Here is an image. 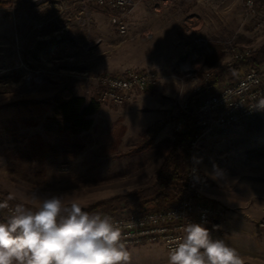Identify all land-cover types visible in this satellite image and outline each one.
<instances>
[{
	"label": "rangeland",
	"instance_id": "rangeland-1",
	"mask_svg": "<svg viewBox=\"0 0 264 264\" xmlns=\"http://www.w3.org/2000/svg\"><path fill=\"white\" fill-rule=\"evenodd\" d=\"M243 1L167 0L158 10L138 2L128 14L125 35L114 30L107 12L95 8L88 26L70 23L69 30L77 32L73 40L61 30L66 23L55 16L50 2L0 0V192L26 205L33 203V194L61 195L65 203L76 201L87 211L152 184L177 133L173 123L180 103L204 72L230 62L239 48L264 44V25L252 27L254 18L264 24V13H249ZM259 5L264 6V0ZM67 41L88 65L86 72L67 67L65 50L57 47ZM84 43L94 46L84 48ZM127 68L158 74V83L146 92L171 99L160 119L134 100L136 93L122 105L99 103L105 106L91 115L87 130L73 134L62 129L52 111L56 99H94L97 75ZM128 116L136 123L145 116L150 124L126 133ZM164 125L168 138H157ZM199 133L189 152L191 164L204 170L207 166L219 182L255 190L249 192L247 211L241 206L230 209L203 193L222 211L220 228L205 227L213 238L235 248L245 264H264V159L249 162L244 154L264 146V113ZM117 209L120 206L98 205L92 213ZM126 248L130 264H167L168 252L158 242Z\"/></svg>",
	"mask_w": 264,
	"mask_h": 264
},
{
	"label": "built area",
	"instance_id": "built-area-1",
	"mask_svg": "<svg viewBox=\"0 0 264 264\" xmlns=\"http://www.w3.org/2000/svg\"><path fill=\"white\" fill-rule=\"evenodd\" d=\"M34 2H50L57 10L55 16L61 17L66 24L65 30L73 40H76V31H70L69 25L74 22L79 26H88L92 23V13L95 8L104 10L114 30L119 35H125L129 30L128 14L135 4L145 2L154 10H158L167 0H30ZM244 8L251 14L264 13V6L259 0H244ZM94 46L85 44L84 48ZM237 49L234 55H241ZM211 78V72L205 71L198 84L190 94L200 93ZM159 81L156 72L147 69L127 68L124 71L111 74L105 73L95 77L94 99L99 103L122 105L134 94L146 92L154 88ZM190 94L180 103L173 129L177 133H185L192 124L199 130H211L215 126H229L240 121L249 120L261 113L264 109H257L256 105L264 99V66L236 78L232 82L225 81L214 91L200 95L193 105ZM194 107V110H193ZM192 111L194 117H191ZM199 131L190 141L189 152L195 147L199 138ZM184 191L173 200L153 207L128 208L123 207L109 213H101L112 218L122 229L126 247L143 242H158L169 252L172 241L183 235V228L188 222L200 223L212 229L220 228L221 209L207 199L197 188L207 179V175L196 164H190L182 173ZM7 197L0 192V202ZM10 206L16 203L9 202ZM8 209L0 210L2 220L6 219ZM214 226H216L214 228Z\"/></svg>",
	"mask_w": 264,
	"mask_h": 264
},
{
	"label": "clouds",
	"instance_id": "clouds-1",
	"mask_svg": "<svg viewBox=\"0 0 264 264\" xmlns=\"http://www.w3.org/2000/svg\"><path fill=\"white\" fill-rule=\"evenodd\" d=\"M256 108L264 109V99ZM211 176L218 178L215 172ZM15 199L9 194L0 202V210H9L0 220V264H130L122 229L111 217L83 210L76 201L65 203L61 195L33 194L31 205L10 206ZM167 264L245 262L207 227L188 222L172 241Z\"/></svg>",
	"mask_w": 264,
	"mask_h": 264
},
{
	"label": "trees",
	"instance_id": "trees-1",
	"mask_svg": "<svg viewBox=\"0 0 264 264\" xmlns=\"http://www.w3.org/2000/svg\"><path fill=\"white\" fill-rule=\"evenodd\" d=\"M3 3V2H0ZM241 52L245 49L239 48ZM241 55H233L230 62L216 66L211 72V78L203 87L202 92L190 94L193 105L200 95L208 92L223 81L232 82L246 73L259 70L264 66V44L257 48L246 50ZM99 102L91 98L85 102L83 96L73 95L67 99L55 100L52 108L53 114L62 123V129L69 133L87 130L92 124L91 115L98 109ZM194 110V107H193ZM191 117H194L192 111ZM198 126L192 124L185 133H175L171 147L165 153L164 159L157 171L154 182L142 188L132 190L120 196H114L92 206L87 211L94 212L98 205H115L120 208H142L159 206L177 198L184 191L182 173L191 164L188 151L190 141L198 133ZM245 159L257 162L264 159V146L249 148L245 151ZM1 220V219H0Z\"/></svg>",
	"mask_w": 264,
	"mask_h": 264
},
{
	"label": "crops",
	"instance_id": "crops-1",
	"mask_svg": "<svg viewBox=\"0 0 264 264\" xmlns=\"http://www.w3.org/2000/svg\"><path fill=\"white\" fill-rule=\"evenodd\" d=\"M258 20H256L255 18L253 19V23L254 26H258L257 28L261 27L264 24H257ZM244 31V30H243ZM58 48L63 47V50H65V60L67 61V67L69 68V70H74L77 68L86 72V69L88 68V65H85L83 63V61H81L76 54V48L70 44L67 41V45L66 46H57ZM53 51H56V49H53ZM75 58H78V60H74ZM66 66V65H65ZM64 66V67H65ZM74 68V69H72ZM71 75V74H68ZM70 81H75L76 79H69ZM136 97L134 100L136 101L137 99L141 102L140 104H143L145 107H147L148 113H156V118L157 120L160 119L163 115V110L168 106V104L170 103V100L167 96H165V94H159L158 92L156 93H147V92H142V93H138L136 94ZM133 100V101H134ZM105 106V104L103 105H99L98 110H100L101 108H103ZM143 118L141 119V121L139 122H134L133 118H129V116L126 118L125 120V125H126V133H132V132H137L139 129H143L144 127H146L148 124H150V122L146 121V117L142 116ZM132 128V131L130 132L129 129ZM138 129V130H137ZM129 131V132H128ZM168 126L164 125L163 127H161L159 129V131L157 132V138H163L166 137L168 138ZM172 139H170V144H171ZM205 168V173L207 174V180L204 183H200L197 184V188L204 193L206 196H209L215 200H217L218 202L222 203L224 206L232 209L233 207L238 208V206H241L239 208H241L242 210L247 211V203H248V199H249V192H254L255 190L252 189V187L250 186V188L248 187L249 185L243 184L241 187L236 186V184L234 185L233 182L231 181H226V182H219L216 179H213L211 174L212 171L206 166H204ZM251 175V174H250ZM251 177V176H250ZM249 177V178H250ZM238 187V188H236ZM237 190H238V194H237ZM240 193V194H239ZM229 213V212H228ZM232 215H235V213L232 211V213H230ZM241 214V213H240ZM222 224L226 225L229 227V224L226 223V221H224Z\"/></svg>",
	"mask_w": 264,
	"mask_h": 264
}]
</instances>
